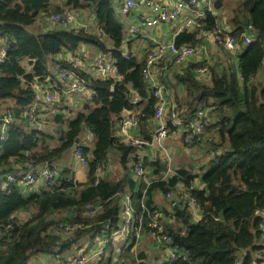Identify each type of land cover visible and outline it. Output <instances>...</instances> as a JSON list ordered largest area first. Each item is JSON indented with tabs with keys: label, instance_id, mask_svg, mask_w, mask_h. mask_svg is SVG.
Instances as JSON below:
<instances>
[{
	"label": "trees",
	"instance_id": "obj_1",
	"mask_svg": "<svg viewBox=\"0 0 264 264\" xmlns=\"http://www.w3.org/2000/svg\"><path fill=\"white\" fill-rule=\"evenodd\" d=\"M121 1L0 0V51L6 49L0 59V136L2 127L6 136L0 142V264H27L39 255L72 264L82 246L86 257L100 252V264H251L252 253L264 252L263 243L257 245L264 226V0L212 1L202 11L200 28L179 31L173 43L195 50L207 43L201 31L222 43L214 42L200 60L175 65L167 57L155 65L165 67L157 82L167 93L168 111L176 112L183 125L200 108L209 118L191 143L167 121V138L178 133L187 151L186 161L172 158L170 165L165 146L164 158L142 155L146 147L116 134V122L133 113L136 138L151 142L156 87L142 70L153 41H164L153 35L145 50L134 53V36L118 21ZM65 11L83 12L92 31L49 22ZM244 35L252 41L245 44ZM226 37L236 40L234 53L225 50ZM81 46L115 60V74L100 78L89 72ZM76 52L87 68L70 62ZM202 68L203 75L198 73ZM59 71L90 91L72 119L61 107L69 101L63 100ZM40 88L62 99L52 106L54 112L37 100ZM34 105L31 120L25 112ZM86 130L90 148L79 144ZM76 148L87 161L83 183L67 168L51 185L27 195L20 181H8L10 175L56 171ZM136 166L141 174L134 178ZM122 210L132 215L130 234L113 255L111 235L128 225L125 217L119 221Z\"/></svg>",
	"mask_w": 264,
	"mask_h": 264
},
{
	"label": "built area",
	"instance_id": "obj_2",
	"mask_svg": "<svg viewBox=\"0 0 264 264\" xmlns=\"http://www.w3.org/2000/svg\"><path fill=\"white\" fill-rule=\"evenodd\" d=\"M171 5H167L168 0H122V7L119 9V12L123 16H127L129 20L128 33L135 38L137 35H144V38L149 37L150 40L146 39L140 50H145L152 41V36L147 34V31H155L157 29L160 33L157 32L156 37L163 35L162 26L166 25L168 28L170 25L178 26V30H186L188 32L195 31L200 28L199 19L203 17V9L211 7L213 0H169ZM140 7L144 8L142 14L138 16H132L134 11H138ZM81 19L80 14L65 11L59 14H55L50 17L49 22L51 24H56L57 26L69 29V28H80L77 27L78 21ZM250 29V28H248ZM156 30V31H157ZM204 41L207 40V43L202 42L195 50L182 47L176 48L173 41L176 36V33L172 35L170 41H159L154 40L152 43L155 47L151 50L149 55L146 58L145 66L142 70V75L148 84L154 85L156 90L153 94V97L156 98L157 103L155 105L154 116L151 121L152 128V138L151 142L147 143L143 140L136 138L137 128V118L133 113H125L123 118L118 120L115 124V130L119 133L120 138L125 142H131L136 147H146L147 151H142V155H160L164 154L165 150L164 140L168 137L169 126L167 121L170 123V127H178L184 132V141L186 143H191L197 136H199L209 124V118L207 117V111L203 108L195 110L193 113V119L186 125H183L180 120L177 119V113L174 111H168V106L170 104L167 93L163 91V88L159 86L157 79L162 73L161 70L165 69L163 67L161 70L155 68V65L165 60L167 57H171L175 65H182L192 60H200L201 58L206 57L205 50L208 48L207 45L210 43V39H213L214 42L222 40L216 37L213 33L201 31ZM209 41V42H208ZM243 41L245 44H248L252 41L250 36L244 35ZM225 50L234 53L237 49L236 40L231 37H226L224 40ZM126 49V47L124 46ZM81 52V51H80ZM6 49L0 51V59L5 56ZM82 54V52H81ZM126 59L128 56L126 55ZM70 62L74 65L87 68L88 65L79 61L78 58L71 56ZM92 66L88 68V71L91 72L94 76L100 78H107L115 74L116 72V62L106 54L99 53L92 61ZM206 72L205 68L198 70V73L203 75ZM57 79L65 87L64 95H72L81 89L85 88L83 84L68 76L64 71H59L57 74ZM53 94L49 91H42L38 89L36 91V97L39 103L46 105L47 110H51L52 106L56 102ZM138 101L137 97L133 98V103ZM35 105L32 106L28 111L26 110L25 115L31 120L34 119L33 111ZM5 128L1 129L0 142L5 141ZM73 156L77 160V163L81 167H86L87 161L84 157L80 148H76L73 151ZM59 172L50 171L46 168L38 170L37 174L32 172H26L22 175H10L8 176V181L14 183L15 181H20L24 184L27 189L31 185H42L49 186L57 178ZM102 172L98 173V177H102ZM141 174V169L139 166H136L134 169V178L139 177ZM26 189V190H27ZM25 193V192H24ZM126 214V221L128 225L125 229L122 230V235L125 237L129 233L130 224L129 220L131 219L129 211ZM128 232V233H127ZM97 255H94L96 257ZM101 256V253L99 254ZM173 257V255H171ZM83 253H78L72 260V264H87L92 261L91 257L84 258Z\"/></svg>",
	"mask_w": 264,
	"mask_h": 264
},
{
	"label": "rangeland",
	"instance_id": "obj_3",
	"mask_svg": "<svg viewBox=\"0 0 264 264\" xmlns=\"http://www.w3.org/2000/svg\"><path fill=\"white\" fill-rule=\"evenodd\" d=\"M214 1V0H213ZM211 7H209L208 9H210ZM77 13V12H76ZM79 14V13H78ZM83 14V12H80V16H81V19L78 21V25H77V27H80L82 30H85L86 32H89L90 33V31H92V27H91V24H90V22L87 20V18L85 17V16H83L82 15ZM127 20H129V18L127 17V16H123V15H119V17H118V21L120 22V24L122 25V28H123V30L124 31H128V27H129V23H127ZM49 24V23H48ZM29 32H34V30H28ZM157 32L158 33H160V31H158L157 30ZM175 33H179V30H178V26H175L174 28H172V29H166V27L163 29V35H161V40H164V41H170V39L172 38V35L173 34H175ZM147 34L149 35V36H153L154 35V33L152 34V32L150 31L149 33L147 32ZM146 39H148V40H150L149 39V37H147V38H143L142 36H140V35H137L135 38H131V43L133 44V50H134V53L135 52H138L139 53V51H140V49H141V46H142V44H143V42L146 40ZM147 41V40H146ZM150 43V42H149ZM210 45H208V47H209V50L208 49H206L205 50V52L207 53L208 51H211L213 48H214V40L213 39H210ZM82 49H84V48H82V46L80 47V51H82ZM86 53H85V55H86V59H88L89 61H91V63H92V61H93V54H94V51L93 50H91L89 47H86ZM242 50H240V52H241ZM83 53V54H84ZM208 55V53L206 54V56ZM72 56H74V57H76V58H80L78 55H77V52L74 54V55H72ZM232 61L234 62L235 61V58H234V56H232ZM28 69V68H27ZM50 69L52 70V73L53 74H56V71L55 70H57V69H52L51 68V66H50ZM29 70V69H28ZM261 80V73L260 74H258V77H257V81H260ZM87 88H83V89H81L80 91H78V92H76L75 94H79L80 92L81 93H83V92H87ZM89 91V90H88ZM90 92V91H89ZM65 94V93H64ZM72 95H74V94H72ZM72 95H64V97H63V100L64 101H68V100H66L67 98H71V97H73ZM84 95H86V94H84ZM83 96H81V98H82ZM88 98H90V94H89V97ZM54 99L56 100V103H62V99H60V97H58L57 95L56 96H54ZM63 101V102H64ZM86 101V100H85ZM85 101H82L81 102V104L83 105L84 103H85ZM68 103V104H67ZM67 103H63L62 105H61V107L62 108H64V110H65V115H66V117L68 118V119H72V118H74L75 117V114H76V110H75V108H72V100L71 101H69V102H67ZM67 104V106L65 107V105ZM72 108V109H71ZM52 112H54L55 110H51ZM69 111V112H68ZM49 113H50V111H49ZM63 114V113H62ZM47 115L45 114L44 116H43V118L44 117H46ZM42 118V119H43ZM87 135H89V132L86 130V131H84L83 132V134H82V137H81V140H80V146H82V147H87V148H90L91 147V145H92V141L90 140V138H92L91 136L89 137H86ZM171 136H173V134H171ZM170 136V137H171ZM188 155H192V156H194V154H193V152L190 150V151H188ZM161 158H164V154H160L159 155ZM170 157V159H168V164L170 165V164H172V155H169ZM64 168H67L68 170H69V173L70 174H74V170H76L77 168L78 169H82L83 167H81V166H79L78 165V163H77V160L75 159V157L73 156V151H70L69 153H67L65 156H64V158L58 163V164H56V167H55V169L59 172V173H61V171L64 169ZM31 186H33V188H30ZM30 187H29V190H31V191H39L43 186L42 185H38V184H35V185H31ZM35 189V190H34ZM27 195V194H26ZM122 213H124L123 212V210L120 212V219H119V221L121 222V221H123V215L124 214H122ZM128 233V232H127ZM129 234H130V232H129ZM111 240H112V247L115 249L113 252V255L115 254V253H117L118 252V249L120 248V247H118L119 245L121 246L122 244H123V241H124V237L123 236H120V237H117V235H111ZM103 244H104V242H102ZM110 247V246H109ZM97 248V247H96ZM110 250L112 251V249L111 248H109V249H107L106 251V256H107V254H109V252H110ZM80 251H87V248H85V246H82V248L80 249ZM77 251H75V253H76ZM82 252V253H83ZM147 252H149V251H147ZM91 253V252H90ZM99 254H100V252L97 254V256L96 257H94V258H92V261H91V263H95V264H100L99 262H101V260H100V257L101 256H99ZM77 255V254H76ZM84 256H85V254H83ZM42 257V256H44V255H39V256H36V257H32L31 259H29L28 260V263L27 264H36L38 261H39V259H38V257ZM152 255H147L146 256V258H147V260H152V258L153 257H151ZM84 258H87L86 256L84 257ZM88 264V263H87Z\"/></svg>",
	"mask_w": 264,
	"mask_h": 264
},
{
	"label": "crops",
	"instance_id": "obj_4",
	"mask_svg": "<svg viewBox=\"0 0 264 264\" xmlns=\"http://www.w3.org/2000/svg\"><path fill=\"white\" fill-rule=\"evenodd\" d=\"M167 5H171V2L169 0H168ZM143 10H144V8L140 7V9L138 11L133 12L134 16L135 15L138 16V14H142ZM165 27H166V25L162 26V29H164ZM156 30L157 29H155V31ZM151 32H153V31H151ZM154 35H157V31H156V34H154ZM210 44L211 43H209V45ZM82 48H84V49H82L81 52L86 53V50H85L86 48L85 47H82ZM90 49L94 51L93 57L95 58L99 54V52L96 49H93V48H90ZM85 53H84V58H86ZM87 62H88L89 66H92L91 61H87ZM84 64L86 65V63H84ZM84 94H86V95H84ZM89 94H90V92L87 90V92H83V93L80 92L79 94H74V95H72L73 97H71V98L69 97V98H67V100L68 101L72 100V108H75V110L77 111L79 109V107L82 105L81 104L82 101L89 100V98H88ZM81 96H83V97L81 98ZM67 104L65 105V107L67 106ZM38 127H40V126H38ZM116 134L119 136V133H117V131H116ZM88 136L89 137L91 136L90 133L86 137H88ZM90 140L92 141V138H90ZM164 146H165L166 151L172 155V158H176L175 161H179V162L186 161V159H187L186 158L187 157L186 152L187 151L182 148L178 133H173V136L167 138L164 141ZM155 156H153V157H155ZM176 165H177V162H176ZM71 175L77 182L83 183L87 179V168L86 167H83L82 169L77 168L76 170H74V174H71ZM31 188H33V186ZM28 192H36V191H31L29 189L25 190V194H27ZM125 215L126 214L124 213L123 217H126ZM130 216H132V215L130 214ZM261 217L264 219V214ZM261 231H262L261 238H260L259 243H257V245H261V243H263V245H264V226L261 227ZM120 235H121V232L117 235V237H120ZM263 251H264V249H263ZM252 257H253L254 261H256V262L253 261V263H251V264H264V252H262V253L254 252V253H252ZM38 259H39V261L36 264H59V261L50 255H48V256L44 255L42 257L40 256V257H38ZM257 261H259V263H257ZM88 264H92V263L89 262Z\"/></svg>",
	"mask_w": 264,
	"mask_h": 264
},
{
	"label": "water",
	"instance_id": "obj_5",
	"mask_svg": "<svg viewBox=\"0 0 264 264\" xmlns=\"http://www.w3.org/2000/svg\"><path fill=\"white\" fill-rule=\"evenodd\" d=\"M78 142H79V140H78V139H76V140H75V144L77 145V144H78Z\"/></svg>",
	"mask_w": 264,
	"mask_h": 264
},
{
	"label": "clouds",
	"instance_id": "obj_6",
	"mask_svg": "<svg viewBox=\"0 0 264 264\" xmlns=\"http://www.w3.org/2000/svg\"><path fill=\"white\" fill-rule=\"evenodd\" d=\"M90 99V98H89Z\"/></svg>",
	"mask_w": 264,
	"mask_h": 264
}]
</instances>
